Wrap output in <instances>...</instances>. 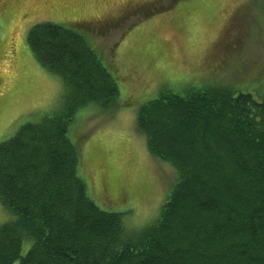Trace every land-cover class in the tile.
<instances>
[{
    "label": "trees",
    "instance_id": "16d2710c",
    "mask_svg": "<svg viewBox=\"0 0 264 264\" xmlns=\"http://www.w3.org/2000/svg\"><path fill=\"white\" fill-rule=\"evenodd\" d=\"M26 43L62 93L0 143V204L13 216L0 226V264H264V100L206 86L142 104L135 129L178 178L159 215L129 231L88 197L69 138L80 109H115L110 67L59 24L32 26Z\"/></svg>",
    "mask_w": 264,
    "mask_h": 264
},
{
    "label": "rangeland",
    "instance_id": "374dc122",
    "mask_svg": "<svg viewBox=\"0 0 264 264\" xmlns=\"http://www.w3.org/2000/svg\"><path fill=\"white\" fill-rule=\"evenodd\" d=\"M261 6L264 0H0V143L59 107L62 83L31 55L28 30L49 22L80 33L110 67L119 96L112 112H77L69 138L80 153L78 175L99 209L120 213L125 228L138 231L159 215L178 178L149 154L135 129L138 108L190 87L264 100ZM12 220L0 204V226Z\"/></svg>",
    "mask_w": 264,
    "mask_h": 264
}]
</instances>
